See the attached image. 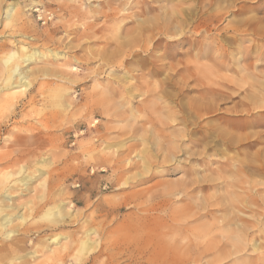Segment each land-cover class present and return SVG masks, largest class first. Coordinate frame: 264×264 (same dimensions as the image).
I'll use <instances>...</instances> for the list:
<instances>
[{
	"label": "rangeland",
	"instance_id": "1",
	"mask_svg": "<svg viewBox=\"0 0 264 264\" xmlns=\"http://www.w3.org/2000/svg\"><path fill=\"white\" fill-rule=\"evenodd\" d=\"M4 1L15 7L14 14L18 11L16 20L5 18L8 5ZM4 1H0V153L5 157L0 161V193H14L17 211L25 213L28 219L8 244L17 246L15 242L24 238L28 240L22 248L25 253L41 247L35 259L30 260L34 264H59L52 250L62 246H65L61 255L64 264H258L259 261L264 264V34L257 29L259 33L253 32L243 21L258 17L264 22V0H233L231 5L226 0L219 4L211 0H176L175 7L190 6L198 15L189 20L187 33L181 39L165 38L160 49L170 47L176 53L173 60L167 57L166 62L180 59L182 69L188 63L192 67V73H184L178 79L182 82V88H178L182 93L168 83L166 74L144 76L148 73L145 67L134 72L137 78L130 82L138 83V77L140 81L146 77L153 84L167 81L165 86L169 84L172 96L159 92L163 97H159L160 102L153 93L145 94V87L142 91L134 90L136 95L132 99L126 98V103L113 106L108 113L93 110L92 99L101 101L103 90L112 84L117 86L113 70L101 74L97 81L92 80L90 76L96 66L90 64L92 69H85L82 65L89 60L84 56L93 57L96 49L105 45L106 38L132 26L130 15L138 9L170 3ZM231 23L233 28L229 26ZM93 30H97L99 37L88 39L86 35ZM219 45L223 48L218 50ZM12 51L21 56L38 53L33 63L21 64L33 70L31 85L23 91L3 88L4 59ZM75 67L78 70L72 74ZM201 82L209 89L203 96ZM149 116L156 118L155 124L148 120ZM159 119L177 128L160 136V147L170 144L169 138L174 137L177 143L172 144L185 150L177 152L178 157L172 162L157 164L148 172L143 169L139 154L143 156L142 151L151 147L150 142L160 133ZM18 127L21 130L17 131ZM124 152L139 166L126 170L123 177L100 157L105 153L115 159ZM12 160L15 165H9ZM22 168L24 173L19 174ZM150 173H154L153 178L148 177ZM23 174L34 176L28 187L16 180ZM156 180L163 182L154 185ZM167 183L175 184L173 191L167 192ZM59 203L67 210L65 220L56 222L52 214L45 218L44 214ZM30 206L34 211L31 212ZM208 209L211 215L204 216ZM18 222L19 219L14 223ZM201 230L212 232L210 236L198 237L196 234ZM240 233L244 239L237 243L238 237L234 236ZM221 234L222 239L218 238ZM55 235L61 236L58 244L52 242ZM229 235L234 239L228 238ZM89 237L94 243L88 252L80 247L83 239ZM209 244L213 251L207 250ZM233 245L240 248L235 246L234 250ZM22 249L2 256L0 264L25 255Z\"/></svg>",
	"mask_w": 264,
	"mask_h": 264
},
{
	"label": "bare ground",
	"instance_id": "2",
	"mask_svg": "<svg viewBox=\"0 0 264 264\" xmlns=\"http://www.w3.org/2000/svg\"><path fill=\"white\" fill-rule=\"evenodd\" d=\"M1 1V0H0ZM4 1V0H3ZM156 1H163V0H156ZM167 2L170 3V5H167L166 6H163V5H160V4H155V5H148V7L144 8V9H141L140 11H136L134 12L131 16V24L132 26L130 25V27L128 26V28H124L123 32H120L119 34H117L116 36L114 37H111V38H106L105 41V45H103L102 49L97 50V52L94 54L93 57L89 56V57H86L84 56L85 54H83L84 58H87L89 61L88 63L85 62V65H82L85 69H92V68H89V65L90 64H94L96 67L92 70V73L93 75L90 76L92 80H95L97 81L98 79H100V75L101 74H106V73H111V71L114 73H112V77L115 78L114 79V84H116L117 86H113V84L111 86H108L107 89H106V86H104V88L106 90H103V93H102V90H101V93L103 95L102 96V100L100 101V99H92V102H93V110H97V112H100V113H108V111L111 110V108L115 105H121V104H124L126 98H130L132 99V96L134 95V90H139V91H142L143 88H147V90L145 89V94L148 93V92H151L153 93V96H155L156 100H159V97H162V95L159 96V92H163V93H169L171 96H172V93L169 92L168 90V85L170 84L172 87L176 88V89H181L182 87L180 86V83H182L181 81H179L178 79H180V76H184V73H192V67L188 64L185 65V69H182L180 67V59L176 60V61H169V62H166V58L169 57V58H173L175 57L176 53L174 52L173 48H170V47H166L163 51L160 50L161 47H162V43H163V40L165 38H169V39H172L174 37H177L178 36V39H181L182 36H184L186 33H187V29L186 27L189 25V20L192 19L194 16L195 17H198L197 13H194L195 12V9H192V7L190 8V6L186 9L184 6L183 7H180V9H178L179 7L175 5L177 3H175L176 0H166ZM181 1V0H180ZM180 1H178V4H181ZM186 1V0H185ZM191 1V0H190ZM219 1L222 3L223 1L225 2V0H211L212 3L214 2H218L219 4ZM228 3L227 5H231L232 1L233 0H226ZM5 2V1H4ZM133 2V1H132ZM7 3V2H5ZM9 3V2H8ZM7 3V5H8ZM136 3V2H135ZM134 3V4H135ZM217 5V3H215ZM137 5V3H136ZM135 5V6H136ZM195 6V5H194ZM139 7V6H138ZM178 7V8H177ZM199 7V6H198ZM111 8V7H110ZM3 9V8H2ZM1 10V9H0ZM15 10V7L14 6H11V5H8L6 7V11L4 10V13L6 14L5 18L8 20H16L17 19V15H18V11L16 10L17 13L14 14V11ZM23 10V9H22ZM118 10V9H117ZM108 11V10H107ZM110 11V10H109ZM156 11V12H154ZM201 11V10H200ZM113 12V11H112ZM117 14V11H115ZM153 12V13H151ZM201 13V12H200ZM217 13V12H216ZM17 14V15H16ZM108 14V13H107ZM204 14V13H203ZM220 14V13H219ZM106 15V14H105ZM147 15V16H145ZM2 18V17H1ZM124 18H127V17H124ZM3 19V18H2ZM128 19V18H127ZM195 19V18H194ZM197 19V18H196ZM119 20V19H118ZM126 20V19H125ZM242 21V20H241ZM244 23H247L249 26L252 27V31H256L255 29H257L261 35L264 34V22L261 18H258V17H251V18H247L245 19L244 18ZM242 21V23H243ZM8 22V21H7ZM211 22V21H210ZM25 24V23H24ZM234 23H231L229 26L230 27H234L233 25ZM237 25V24H236ZM247 26V25H246ZM191 27V26H190ZM201 28V27H200ZM88 29V28H87ZM94 30L96 28H93ZM98 29V28H97ZM86 30V29H85ZM84 30V33L86 32ZM93 30V31H94ZM234 30V29H233ZM90 31V30H89ZM92 31V32H93ZM258 31H256V33H259ZM81 32V31H80ZM88 33L86 35V37L88 36V39L95 37L97 36L96 31H94L93 33ZM23 33V30L22 32ZM86 34V33H85ZM51 35V34H50ZM14 36V35H13ZM25 36V35H23ZM52 36V35H51ZM75 36V35H74ZM207 36V35H206ZM242 36V35H241ZM10 37V36H9ZM26 37V36H25ZM80 37V36H79ZM99 35L96 37L98 38ZM3 38V37H2ZM16 38V37H15ZM30 38V37H29ZM28 38V39H29ZM34 38V37H33ZM73 38V37H72ZM75 38V37H74ZM224 38V37H223ZM155 40L154 43L152 42V40ZM203 39V38H202ZM17 40V39H16ZM35 40V38H34ZM74 40V39H73ZM81 40V39H80ZM95 40V39H94ZM93 40V41H94ZM228 40V39H227ZM255 40V39H254ZM65 41V40H64ZM92 41V42H93ZM96 41V40H95ZM207 41V40H206ZM69 42V41H68ZM73 42V41H72ZM71 42V43H72ZM75 42V41H74ZM91 42V41H90ZM91 42V43H92ZM183 43V42H181ZM239 43V42H238ZM17 44V43H16ZM26 44V43H25ZM30 44V43H29ZM66 44V42H65ZM74 44V43H72ZM78 46L79 44L76 43ZM87 44V43H86ZM206 44V42H205ZM241 44V43H240ZM11 45V44H10ZM18 45V44H17ZM71 45V44H69ZM68 45V46H69ZM202 45V44H201ZM207 45H208V41H207ZM209 45H211V43H209ZM215 45V44H214ZM66 46V45H65ZM76 46V45H75ZM83 46V44L81 45ZM136 46H139L140 48H134ZM205 46V45H204ZM224 46V45H223ZM240 46V45H239ZM238 46V47H239ZM33 47V46H32ZM36 48V47H35ZM77 48V47H75ZM74 48V49H75ZM79 48V47H78ZM77 48V49H78ZM205 48V47H204ZM210 48V47H209ZM222 49L223 47H218V50L219 49ZM225 48V46H224ZM94 49V48H93ZM216 49V48H215ZM33 50V49H32ZM95 50V49H94ZM93 50V51H94ZM95 50V51H96ZM217 50V49H216ZM225 51V50H224ZM242 51V50H241ZM9 52V51H8ZM49 52V51H48ZM218 52V51H217ZM223 52V51H222ZM90 53H92L90 51ZM184 53V51H183ZM225 53V52H224ZM264 53V52H263ZM36 54H38L37 52H33V53H30V54H26L24 56H21V54L17 51H12L9 53V55L4 59V64L6 66L5 70H6V75H5V78H4V85H3V88L7 89V90H11L13 92H17L18 90H26L27 88H29V86L31 85V70H29L28 68H24L21 66V64H30V63H33L34 60H35V56ZM55 55V54H54ZM89 55V54H88ZM184 55V54H183ZM56 59H59V55L56 54L55 55ZM222 56V55H221ZM22 58L20 61L16 58ZM38 57V56H37ZM41 57V56H40ZM47 58L48 55H47ZM54 58V57H53ZM43 59V57H42ZM74 59L76 61H79V57L78 56H74ZM174 59V58H173ZM172 59V60H173ZM188 60V59H187ZM209 60V59H208ZM23 61V62H21ZM82 61H85V60H82ZM218 61V60H217ZM216 61V62H217ZM223 62V61H222ZM30 66V65H29ZM107 67V69H106ZM145 67L148 68V73L145 74L144 76H146L148 78V76L150 77H158V76H161L163 74H166L165 76L167 78H169V81L168 83L166 84L165 86V83L167 81H165L164 83L162 81H159L156 83L153 84V82H149L146 77H142L143 80H139V77H138V83H133V82H130L133 78H137L135 77V74L134 72L136 71H140L142 69H144ZM30 68V67H29ZM146 68V69H147ZM195 68V67H194ZM72 69V68H71ZM47 70V69H46ZM74 70H78V67H75L72 71L75 73ZM200 70V69H199ZM236 71V70H235ZM55 72V71H54ZM223 72V71H222ZM32 73H33V70H32ZM41 74V73H40ZM73 74V73H72ZM108 74V75H109ZM141 74V73H140ZM44 75V74H43ZM114 75V76H113ZM31 76V77H30ZM142 76V74H141ZM103 77V76H102ZM165 77V78H166ZM189 77V76H188ZM166 78V80H167ZM108 79V78H107ZM141 79V78H140ZM163 79V78H162ZM190 79V78H189ZM157 80V79H156ZM75 81V80H73ZM112 81V80H111ZM110 82V81H109ZM112 82V83H113ZM186 82V81H184ZM198 82V81H197ZM189 82H187L188 84ZM100 85V82L97 83ZM106 84V83H105ZM109 84V83H108ZM111 84V82H110ZM2 85V84H1ZM200 85H202L204 88L203 90L200 91L201 95H206L207 93H209V89L206 87L205 83L204 82H201ZM97 86V85H96ZM101 86V85H100ZM103 86V85H102ZM215 86V85H214ZM187 87V86H186ZM189 87V86H188ZM1 88V87H0ZM170 88V87H169ZM211 88V87H210ZM100 88H98L99 90ZM178 89V91H179ZM96 92V91H95ZM181 92V91H179ZM211 92V91H210ZM94 93V92H93ZM144 93H141L142 95ZM174 93V92H173ZM182 93V92H181ZM97 94V92H96ZM95 94V95H96ZM99 95V96H100ZM136 95V93H135ZM151 95V94H150ZM165 95V94H164ZM209 95V94H208ZM207 95V96H208ZM10 96V95H9ZM98 96V95H97ZM96 96V97H97ZM100 96V97H101ZM115 96H119L117 99L118 100H114ZM170 96V97H171ZM180 96V95H179ZM178 96V97H179ZM8 97V96H7ZM95 97V98H96ZM99 97V98H100ZM211 97V96H210ZM11 98V97H10ZM36 98V97H35ZM163 98V97H162ZM172 98V97H171ZM203 98V97H202ZM30 99V98H29ZM130 99V100H131ZM161 99V98H160ZM173 99V98H172ZM129 100V99H128ZM13 101V100H10V102ZM34 101V100H33ZM160 102H162L161 100H159ZM158 101V102H159ZM196 101V99H195ZM199 101V100H198ZM15 102V101H14ZM31 102V101H30ZM130 102V101H129ZM155 102V101H154ZM179 102V101H178ZM17 103V102H15ZM104 103V106L101 105ZM126 103V102H125ZM194 103V102H193ZM156 104V103H155ZM216 104V103H215ZM13 105V104H12ZM16 105V104H15ZM101 106L99 107V106ZM160 105V104H159ZM14 106V105H13ZM143 106V105H142ZM203 106V105H202ZM11 107V106H10ZM16 107V106H15ZM166 108V107H165ZM187 108V107H186ZM153 109V108H152ZM151 109V110H152ZM168 109V107H167ZM13 109H11L12 111ZM192 110V108H191ZM199 110V109H198ZM210 110V109H209ZM1 111V110H0ZM168 111V110H167ZM171 111V110H170ZM169 111V112H170ZM175 111V110H174ZM187 111V109H186ZM154 112V111H153ZM193 112V111H192ZM167 113V112H166ZM15 114V113H14ZM162 114V113H161ZM169 114V113H168ZM175 114V113H174ZM173 114V115H174ZM197 114V113H196ZM107 115V114H106ZM160 115V114H159ZM172 116V115H171ZM170 116V117H171ZM175 116V115H174ZM163 117V116H162ZM169 117V116H168ZM161 118V116H160ZM175 119V118H174ZM179 119V118H178ZM186 119V118H185ZM148 120L152 121V123L156 120V118H152V116H149L148 117ZM154 120V121H153ZM174 121V120H173ZM172 121V122H173ZM202 121V120H201ZM168 122V121H167ZM1 123V122H0ZM137 123V122H136ZM159 131L160 133H157L156 137L154 138V140H152L150 143H151V147H146L142 153H143V156H141V154H139V158L141 160L140 163L143 164V169L145 168V170L148 172H150L155 165H161V164H166V163H169V162H172L174 159H177L178 156H176V153L179 152V151H183L185 150L184 148H181L180 146H177V145H173L172 142L174 143H177L176 142V139L173 138H169L170 140V144H167V145H163L160 147V136L162 135H166V131H168L169 129H172V131L176 130L177 128L175 126H173L171 123H166V121L161 120L159 119ZM13 124V123H12ZM155 124V122H154ZM196 124V123H195ZM198 125V124H197ZM30 126V125H29ZM28 126V127H29ZM177 126V125H176ZM155 127V125L153 126ZM19 128V127H18ZM35 128V127H34ZM176 128V129H175ZM130 129V128H129ZM178 129H180L178 127ZM14 130H15V127H14ZM21 130L20 128L17 130L19 131ZM36 130V129H34ZM33 130V131H34ZM203 130V129H202ZM23 131V130H22ZM25 131V130H24ZM29 131V130H28ZM180 131V130H179ZM21 132V131H20ZM35 132V131H34ZM148 132V131H147ZM151 132V131H150ZM158 132V131H157ZM22 133H25V132H22ZM26 133H27V130H26ZM153 133H156V132H153ZM16 134V133H15ZM155 135V134H154ZM153 135V136H154ZM219 135V134H218ZM223 135V134H222ZM16 136V135H15ZM184 136V135H183ZM203 136V135H202ZM208 136V135H207ZM17 137V136H16ZM28 138V137H27ZM18 139V138H17ZM37 139V138H36ZM163 139V138H162ZM191 139V138H190ZM203 139V138H202ZM101 140V139H100ZM150 140V139H149ZM168 140V141H169ZM163 141V140H162ZM205 141V140H204ZM147 139H145V143H147ZM89 143V142H88ZM88 145V144H87ZM95 145V144H94ZM202 145V144H201ZM190 146V145H189ZM81 147V146H80ZM83 147V146H82ZM81 147V148H82ZM89 148V147H88ZM187 148V147H186ZM84 149V148H83ZM130 149V148H129ZM82 150V149H81ZM104 150V149H103ZM132 150V149H131ZM108 151V150H107ZM120 151V150H119ZM187 151V150H186ZM90 152V151H89ZM97 152V151H96ZM100 152V151H99ZM131 152V151H130ZM199 154V153H198ZM186 155V154H185ZM4 154L0 153V161H2L4 159ZM154 157L158 158V159H155ZM8 158V157H6ZM102 162L105 163L104 161H109V164L114 171H120L121 173L120 174H124V172L128 169H130L131 167H134V166H139V164L137 162H131L133 159L130 158V155L129 153H122L121 155H117V157H115V159H113V156L111 154V156H106L105 153L102 154ZM179 159V158H178ZM45 160V159H44ZM210 160V159H209ZM73 161V160H72ZM17 162V161H15ZM124 162L126 163V165L124 164ZM16 163H14V161L12 160V162L10 163L9 162V165H15ZM5 165V164H4ZM128 165V167H127ZM167 169H172V167H167ZM24 168H22L20 171H19V174L20 173H24ZM150 170V171H149ZM129 171V170H128ZM153 171V170H152ZM241 171V170H240ZM123 172V173H122ZM145 172V171H144ZM147 172V173H148ZM158 172V171H156ZM44 172H42V175H43ZM13 175H14V172H13ZM139 175H144L143 174H139ZM148 175V174H147ZM188 175V174H187ZM8 176H12L11 173H8ZM136 176V175H135ZM34 176L33 175H22V177L16 179L17 181H19L23 186H26L28 187V185L30 184V182L32 180H34L33 178ZM124 177V175H123ZM123 177L121 175L118 176L119 179H123ZM149 178H153L154 177V173H150V176L148 175ZM128 178V177H127ZM136 178V177H135ZM198 178V177H196ZM1 179V178H0ZM118 179V180H119ZM140 179H143L142 177ZM117 180V179H116ZM214 180V179H213ZM120 182L122 180H119ZM149 181V180H148ZM192 181L194 182V179H192ZM163 181L161 180H156L155 184L154 185H159L161 184ZM192 182V183H193ZM196 182V181H195ZM208 182V181H207ZM124 183L126 184L127 183V180L124 181ZM190 183V182H189ZM175 184L173 183H167V187H168V191H171L172 189H174V186ZM22 186V187H23ZM192 186V185H191ZM25 187V188H26ZM194 188V187H193ZM150 189V188H149ZM153 190V188H152ZM150 191V190H149ZM173 191V190H172ZM140 193V191H138ZM144 192V190H143ZM145 192H146V189H145ZM144 192V193H145ZM152 192V191H151ZM189 192V191H188ZM148 193V192H147ZM190 193V192H189ZM13 194L14 193H11L9 191H6L5 193H0V245L2 247H0V258L2 256H5L6 254L8 255V253L10 254L11 252L12 253H15L17 252V250L21 247V249L24 247L25 248V244L28 240H25L24 238H20L19 240L20 241H17L15 242V244L17 246H13V243L11 244H8V241L9 240H13L14 238V234L20 230L19 227H21L22 225L26 224V222H28V219H27V216L25 215V213H21L20 211H17L18 210V206L16 205L15 201L13 200L14 197H13ZM173 194V193H172ZM167 195V194H166ZM188 195V194H187ZM186 195V197H187ZM262 196V195H261ZM190 197V195L188 196ZM12 199V201H11ZM165 199V198H164ZM211 200V199H210ZM235 202V201H234ZM250 202V201H249ZM260 202V201H259ZM150 205V204H149ZM226 206V205H225ZM229 206V205H228ZM154 207V206H153ZM31 212L34 211L33 207L30 206L29 207ZM191 208V206H190ZM188 208V209H190ZM193 208V207H192ZM55 209H57L56 211H54ZM211 209V208H210ZM167 210V209H166ZM218 210V209H217ZM190 211V210H189ZM66 208L62 205V203H59L57 206H55L54 208H51L49 209L45 214H44V217L45 218H48L50 217V215L52 214L54 217V220L56 222H59V221H64L65 220V217H66ZM175 212V211H174ZM178 212V211H177ZM173 213V212H172ZM171 213V214H172ZM212 211L211 210H207L206 213H204L203 215H211ZM238 215V214H237ZM239 216V215H238ZM239 218V217H238ZM19 219V222L18 224H15V220ZM255 219V218H254ZM262 221V220H261ZM208 222V221H207ZM254 222H257L256 220ZM159 224V223H158ZM215 224V223H214ZM252 224V223H251ZM249 224V225H251ZM254 224V223H253ZM39 225V224H38ZM181 225V224H180ZM208 226V225H207ZM199 227V226H198ZM260 228V227H259ZM178 229V228H177ZM261 229V228H260ZM196 230V229H195ZM91 231V230H90ZM149 231V230H148ZM193 231V230H192ZM197 231H199L197 229ZM195 231V232H197ZM256 231V230H255ZM165 232V231H164ZM211 231H200V232H197L198 234H196L198 237H203V236H210L211 235ZM29 233V232H28ZM27 233V234H28ZM92 233V232H91ZM194 233V231H193ZM223 233V232H222ZM242 233H243V230H242ZM242 233H240V235H236V237L234 236V238H237L238 237V241L237 239L235 240L237 243L241 240V239H244L243 237H241ZM32 235V233H30ZM29 234V235H30ZM176 234V233H175ZM195 234V233H194ZM245 234V233H244ZM16 235V234H15ZM25 235V234H24ZM90 235V234H89ZM218 235V234H217ZM223 234L219 235L218 236H215V237H218L220 239H222ZM255 235V233L253 234ZM224 236V235H223ZM60 237L59 235H55L52 239V242L53 243H56L58 244L59 241H60ZM230 237V235L228 236V238ZM254 237V236H253ZM43 238H45V236H43ZM52 238V237H51ZM216 238V240L218 239ZM233 238V237H230V239ZM233 238V239H234ZM246 239V237H245ZM229 240V239H228ZM44 241V239H43ZM40 240V242H43ZM48 241V240H47ZM214 241V240H212ZM232 241V240H231ZM243 241V240H242ZM245 242L247 240H244ZM49 242V241H48ZM219 242V240H218ZM218 242H213L215 243L216 245H220V244H217ZM229 242V241H228ZM234 242V241H233ZM33 243V242H32ZM38 243V242H37ZM46 243V241H45ZM93 240H90V237L89 239H86L81 242V249L84 250V251H88V249L91 248V246L93 245ZM207 243V242H206ZM206 243H204L205 245L203 246L204 249H205V246H206ZM220 243V242H219ZM235 243V242H234ZM243 243V242H241ZM249 243V242H248ZM212 244V242L210 243ZM207 245V250L213 248L211 245ZM225 244V243H224ZM226 244H227V241H226ZM226 244L224 245V247L226 246ZM246 244V243H245ZM255 244V243H254ZM27 245V244H26ZM39 245H42L39 243ZM47 245V244H46ZM46 245H43L46 246ZM215 245V246H216ZM223 245V244H222ZM249 245V244H248ZM256 245V244H255ZM210 246V247H209ZM234 246V245H233ZM236 247L238 245H235ZM235 246H234V250L235 249ZM240 246V245H239ZM238 246V248H240ZM247 246V244H246ZM19 247V248H18ZM48 247V246H47ZM219 246H217L218 248ZM252 247V246H251ZM34 248V247H33ZM36 248V247H35ZM41 247H38V249H36V251L34 250L33 252L30 251V252H27L25 253L22 249V251L25 253V255H20V256H14V258L10 259L11 262H8V264H15V262L18 264L19 262L17 261H20V259L22 260L23 257H26L27 261L23 262V263H19V264H34L33 263V259H32V262H30L31 258H34V256L36 255L35 253L36 252H39ZM64 248L65 246L61 247L60 249L58 250H52L54 254L57 255L58 257V260H59V264H64L63 262V257L61 256L64 252ZM254 248H257L254 247ZM47 250H49L50 252V248H46ZM220 249V248H219ZM44 250V249H43ZM42 250V251H43ZM182 250V249H181ZM184 250V249H183ZM218 250V249H217ZM223 250V249H221ZM220 250V252H221ZM239 250V249H238ZM186 251V249H185ZM184 251V252H185ZM213 251V249H212ZM89 252V251H88ZM206 252V251H205ZM217 252V251H216ZM207 253V252H206ZM237 253V252H236ZM6 255V257H7ZM190 255V254H189ZM223 255V254H222ZM185 256V255H184ZM198 256V255H197ZM187 257V256H186ZM193 257V256H192ZM263 256H261L262 258ZM10 258V257H9ZM152 258V257H151ZM184 258V257H183ZM196 258V257H195ZM194 258V259H195ZM234 258V257H233ZM7 259V258H6ZM35 259V258H34ZM180 259V258H179ZM188 259V258H187ZM191 259V256L189 258V260ZM197 259V258H196ZM1 260V259H0ZM9 260V261H10ZM260 260V259H259ZM262 260V259H261ZM35 261V260H34ZM183 261V260H181ZM260 262V261H259ZM258 262V264H259ZM44 263V262H43ZM218 263V262H217ZM236 263V262H235ZM233 264V263H232ZM237 264H247L246 262H238ZM249 264V263H248Z\"/></svg>",
	"mask_w": 264,
	"mask_h": 264
}]
</instances>
